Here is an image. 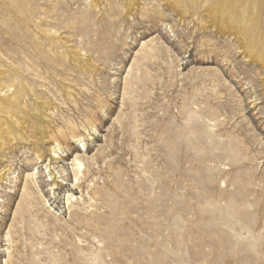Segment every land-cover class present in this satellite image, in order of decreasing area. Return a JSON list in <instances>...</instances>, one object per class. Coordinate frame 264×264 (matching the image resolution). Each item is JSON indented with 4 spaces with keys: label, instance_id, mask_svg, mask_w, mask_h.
Wrapping results in <instances>:
<instances>
[{
    "label": "rangeland",
    "instance_id": "1",
    "mask_svg": "<svg viewBox=\"0 0 264 264\" xmlns=\"http://www.w3.org/2000/svg\"><path fill=\"white\" fill-rule=\"evenodd\" d=\"M3 72L0 264H264V6L0 0Z\"/></svg>",
    "mask_w": 264,
    "mask_h": 264
},
{
    "label": "bare ground",
    "instance_id": "2",
    "mask_svg": "<svg viewBox=\"0 0 264 264\" xmlns=\"http://www.w3.org/2000/svg\"><path fill=\"white\" fill-rule=\"evenodd\" d=\"M10 1L13 4L18 3V0H10ZM176 1L179 3V0H176ZM253 5L257 11H261L263 9V6H264V1L263 0H253ZM19 10L24 11L23 9L22 10L19 9ZM254 42L257 43L259 41L256 38L252 39L251 44L249 43V45L255 46V45H252V44H254ZM2 75L8 76L7 77L8 79L6 82H2L0 80V94H3L5 92H9V91H12V92L8 96H6L3 101H0V116L4 117V118H2V120H0V148L3 147V145H4V143H3L4 137H7L10 139V141H13L14 138H18L19 135L25 134V130L27 129V126H28V125H25L26 123L23 121L24 119L20 118V116H19V115H21V109H22L21 104H20L21 103L20 100H21V97L23 95V88H22L21 79L15 74H9V73L3 72V73H0V76H2ZM6 88L8 90H5ZM24 118H25V116H24ZM21 119H23V120H21ZM31 123H29V124H31ZM34 127H36V125ZM35 131H37V130L35 129ZM33 133H35V132H33ZM58 133H59V135H62L60 132H58ZM52 139L54 140V143H56V145L52 148V153H53L52 158L57 159V157H55L54 154H55V150L59 149L60 144L57 143L55 138H52ZM82 168H83L82 163L77 161V163L75 164V175H74V177H76L78 174H80L82 172ZM74 179H76V178H74ZM68 200L69 199H67V201Z\"/></svg>",
    "mask_w": 264,
    "mask_h": 264
}]
</instances>
